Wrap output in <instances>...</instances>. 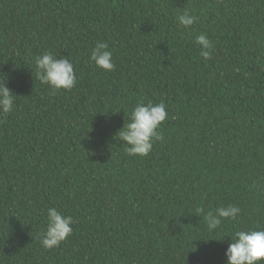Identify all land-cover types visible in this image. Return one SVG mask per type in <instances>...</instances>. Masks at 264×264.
<instances>
[{"label": "trees", "instance_id": "obj_1", "mask_svg": "<svg viewBox=\"0 0 264 264\" xmlns=\"http://www.w3.org/2000/svg\"><path fill=\"white\" fill-rule=\"evenodd\" d=\"M97 41L114 71L91 62ZM44 52L71 59L74 88L41 84ZM0 82L17 96L0 115V264H227L236 231L264 229V0H0ZM141 101L168 113L143 158L116 137ZM229 204L239 217L209 232L196 209ZM49 207L74 220L51 250Z\"/></svg>", "mask_w": 264, "mask_h": 264}, {"label": "clouds", "instance_id": "obj_2", "mask_svg": "<svg viewBox=\"0 0 264 264\" xmlns=\"http://www.w3.org/2000/svg\"><path fill=\"white\" fill-rule=\"evenodd\" d=\"M183 28H190L197 21L187 8L177 17ZM200 48L203 60L211 59L214 46L206 34H199L195 38ZM90 60L103 71L111 72L115 69L113 53L109 44L97 41L90 53ZM36 78L41 84L48 85L53 94L61 90H71L77 83L74 64L68 57H58L51 52H44L35 57ZM8 82H0V115H8L14 111L16 95L8 88ZM128 115V121L118 131L117 136L126 145L125 151L132 157H147L153 150L156 141H163L160 129L168 117L166 104L161 101L155 103L138 102ZM240 208L229 204L220 206L214 211H206L203 207L196 209L197 216L206 222L209 232H217L226 220H236L240 215ZM74 220L64 215L56 207L47 209L46 227L40 234L42 247L51 250L60 246L73 232ZM231 243L226 250L227 264H264V229L239 230L231 237ZM222 241L219 239H215Z\"/></svg>", "mask_w": 264, "mask_h": 264}]
</instances>
